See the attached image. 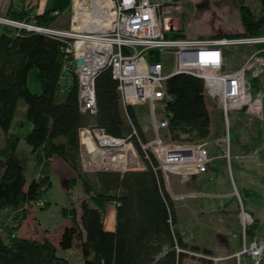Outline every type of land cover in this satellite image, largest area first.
Returning <instances> with one entry per match:
<instances>
[{
	"label": "trees",
	"instance_id": "1",
	"mask_svg": "<svg viewBox=\"0 0 264 264\" xmlns=\"http://www.w3.org/2000/svg\"><path fill=\"white\" fill-rule=\"evenodd\" d=\"M258 1L259 16L246 5L239 6L244 35H264V0ZM19 3L18 8L9 7L5 17L43 27L53 25L59 17V12L54 14L53 11L36 14L34 6L24 7V0ZM182 35L168 32L165 37L181 38ZM228 52L225 51L226 57ZM159 58L157 51H151L147 57L149 62ZM64 61L63 44L55 38L9 26H3L0 31V132L4 138L0 147V157L4 160L0 173V212L5 218L0 223V264H69L57 254V247L48 238L35 240L17 235L26 219L27 207L43 199L51 187L49 166L53 158L63 161L74 173L69 188L78 181L86 196L79 203L78 219L73 208L68 213L61 212L63 218H70L71 224L60 234L59 249H69L77 242L79 248L92 253L91 257L84 258V264H181L187 255L176 252V245L211 255L210 249L188 247L182 241L176 228L174 204L161 177L155 175L147 163L143 169L122 173L97 171L92 179L81 173L78 135L82 127L95 125L117 137L125 136L130 129L119 102L117 81L110 70L105 68L95 77L97 113L83 114L78 109L76 78L69 82L63 78ZM32 69L38 71V94L27 86ZM247 79L252 92L260 89L259 77L248 75ZM165 90L168 120L167 131L162 132L174 142L205 140L210 135V118L202 80L178 73L166 80ZM128 113L141 133L133 109L128 108ZM254 123L255 132L246 145L248 149L261 139L259 123ZM26 124L30 128L23 140L30 147L35 166L39 167L38 175L28 182L22 165L12 159L19 142L16 131ZM234 142L238 143L236 138ZM134 145L139 150L135 140ZM213 169L216 170L214 160L206 171ZM240 193L243 204L249 197L248 192ZM109 203L116 206L115 226L111 231L103 227V215ZM260 231V223L252 216V223L245 227V238L251 240ZM200 260L211 264L207 259Z\"/></svg>",
	"mask_w": 264,
	"mask_h": 264
},
{
	"label": "built area",
	"instance_id": "2",
	"mask_svg": "<svg viewBox=\"0 0 264 264\" xmlns=\"http://www.w3.org/2000/svg\"><path fill=\"white\" fill-rule=\"evenodd\" d=\"M107 6L102 11L111 10L112 20L108 27L97 31L75 29L78 24L73 17L70 30L30 25L11 20L0 15V24L18 29L26 27L28 31L40 32L62 42L65 61L63 64L64 80L77 82L78 109L83 114L95 115L97 104L95 96V77L105 68L110 70L117 81L119 102L130 131L121 137L107 133L95 125L79 130L80 160L89 172L130 170V162L135 161L136 148L140 157L151 166L155 175L162 179L164 188L168 184L167 175L179 177L181 182L203 174L214 160L204 144H187L163 141L160 131L167 127V114L164 99L167 98L166 80L175 74L184 73L200 78L203 82L204 96L218 104L223 121L228 122V112L244 111L264 122L262 99L264 97V35L254 37H207V38H171L165 34L174 28L171 17L163 9L159 0H105ZM73 4V2H72ZM91 9L93 8L90 6ZM90 9V10H91ZM101 11V10H100ZM101 11V12H102ZM21 26V27H20ZM243 44L262 46L252 53L247 62L238 70H224L225 51ZM151 51L170 53L173 57L172 69L163 74L160 58L149 62ZM81 58L82 63L77 65ZM259 61L260 68H257ZM256 62L252 77L261 78V87L252 92L250 83L245 78L246 70ZM258 71L261 73L258 74ZM259 75V76H258ZM145 102L151 119L148 130L138 132L128 113V108ZM162 106L164 116L157 119L154 115L155 103ZM226 136L229 134L226 132ZM227 148V156L228 155ZM225 152V151H224ZM133 159H129V156ZM154 161V163H153ZM131 168V169H143ZM233 195L239 202L240 248L231 255L210 256L199 252L185 250L175 246L176 252L189 257L204 258L213 264L234 259L240 264L245 257L251 264H262L264 239L245 238V227L252 223V216L241 204L234 183ZM166 190V189H165ZM205 196L202 193H190L187 196ZM186 195L180 194L183 198Z\"/></svg>",
	"mask_w": 264,
	"mask_h": 264
},
{
	"label": "rangeland",
	"instance_id": "3",
	"mask_svg": "<svg viewBox=\"0 0 264 264\" xmlns=\"http://www.w3.org/2000/svg\"><path fill=\"white\" fill-rule=\"evenodd\" d=\"M77 1V3H75ZM73 0V4L63 16L58 17L56 23L49 26L59 30H70L73 9L81 6L82 11H90L89 0ZM163 9L171 17L174 28L171 32H181L186 38L229 37H252L244 35V29L240 20L239 6L246 5L255 15L261 14L258 0H159ZM3 26L0 24V31ZM21 27V26H20ZM14 28V27H12ZM18 29V28H17ZM26 31V27H22ZM262 46L257 44H243L231 47L227 53L224 70H238L242 67L249 56ZM264 55V54H262ZM160 62L163 74L172 69L173 57L170 53H161ZM257 61V68L260 65ZM256 62L246 70L245 78L252 77V70ZM248 74V75H247ZM258 74L261 73L258 71ZM259 76V75H258ZM255 78V77H253ZM260 78V77H259ZM261 80V78H260ZM27 86L33 93L40 92V83L37 69L30 70L27 78ZM205 103L210 118V135L203 141H182L187 144H204L211 155L214 156L216 170L206 171L203 174L191 177L188 181L181 182L179 177L173 174L167 175L168 184L165 189L169 194L175 208L178 228L182 241L188 246H197L200 249H210V256L231 255L240 248L239 242V202L233 195L232 183H234L241 201L242 190L248 192V199H244L243 208L246 212L256 215L260 223L261 231L256 235L264 239V122L256 116L249 115L244 111L228 112V122L225 124L221 110L217 103L205 95ZM135 118L141 130H148L150 117L145 102L132 107ZM262 112L264 114V97L262 99ZM154 115L157 119L162 118V106L155 103ZM259 123L261 139L255 144H250L254 134L253 123ZM255 124V123H254ZM29 125L16 131L19 142L12 156L23 167V173L27 182L37 173L30 152V147L25 144L23 137L29 130ZM161 130L160 136L163 141H171L167 134ZM228 132L229 136H226ZM234 138L238 143L234 142ZM174 142V141H173ZM4 143L3 134L0 132V147ZM135 146V145H134ZM136 148V146H135ZM227 148L228 155L227 156ZM135 161L138 165L129 163L128 168H141L145 166L136 148ZM225 151V152H224ZM134 157L129 156L128 160ZM221 161V163H219ZM4 160L0 157V173ZM81 173L92 179L94 172L87 171L80 160ZM51 187L45 192L43 199L27 207L26 219L17 231L21 237L42 240L47 237L55 243L57 254L66 258L69 264H84L87 251L78 247L74 242L69 249H59L57 246L60 234L65 226L71 224L70 218H63L60 214L68 213L70 208L76 212L79 218V203L85 199L80 182H76L69 188L74 180V173L65 167L60 161L51 166ZM75 182V181H74ZM190 193H202L205 196H187ZM180 194L186 195L183 198ZM213 196V197H212ZM4 214L0 212V223L4 221ZM209 261V260H208ZM211 262V261H210ZM181 264H203L200 258L187 256ZM213 264V263H211ZM217 264H235L234 259H227ZM240 264H251L245 257ZM264 264V255L262 258Z\"/></svg>",
	"mask_w": 264,
	"mask_h": 264
},
{
	"label": "crops",
	"instance_id": "4",
	"mask_svg": "<svg viewBox=\"0 0 264 264\" xmlns=\"http://www.w3.org/2000/svg\"><path fill=\"white\" fill-rule=\"evenodd\" d=\"M72 2H73V0H24V7L25 6H29V7L34 6L33 12L36 13V14H40V13H43V12H46V11H53L54 14H57L59 12L58 16L60 17V16H63V15H65L67 13L69 8L71 7ZM11 6H14V7H17V8L20 7L19 0H0V15H4L5 16L7 9L9 7H11ZM26 125H28V124H26ZM56 161H60V163H62L65 167H67L64 164V162L61 161L60 159L53 158L50 161L49 174H50V171L52 169L51 166L53 167V164ZM33 167H35L36 170L39 169V167L35 166V163H34ZM37 175L38 174L35 173L32 177H36ZM115 212H116V206H115L114 203H109V204L106 205L105 212H104V215H103V227H104L105 230L111 231V230L114 229V226H115ZM253 217L257 219L256 215H254ZM176 220H177V216H176ZM176 226L178 227V221H177V225ZM239 236H240V232H239ZM44 238H47V237H44ZM239 242H241L240 238H239ZM53 244L55 245V243H53ZM87 256L91 257L92 253L87 251Z\"/></svg>",
	"mask_w": 264,
	"mask_h": 264
},
{
	"label": "bare ground",
	"instance_id": "5",
	"mask_svg": "<svg viewBox=\"0 0 264 264\" xmlns=\"http://www.w3.org/2000/svg\"><path fill=\"white\" fill-rule=\"evenodd\" d=\"M84 1H82L81 3L84 4ZM75 3H77V1ZM89 4L93 7L90 11L80 12L82 11L81 6L73 9V13H75L73 18L78 21L75 29L97 31L102 29L103 27H108L112 20L111 10L109 9V11H102V9L100 8L102 6H107V1L89 0Z\"/></svg>",
	"mask_w": 264,
	"mask_h": 264
},
{
	"label": "water",
	"instance_id": "6",
	"mask_svg": "<svg viewBox=\"0 0 264 264\" xmlns=\"http://www.w3.org/2000/svg\"><path fill=\"white\" fill-rule=\"evenodd\" d=\"M81 63H82V59L79 58V59L77 60V65H80Z\"/></svg>",
	"mask_w": 264,
	"mask_h": 264
}]
</instances>
